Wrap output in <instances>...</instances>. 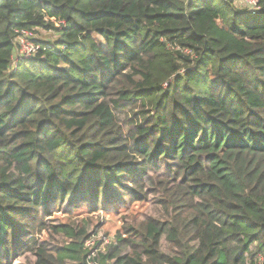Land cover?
<instances>
[{
    "label": "trees",
    "instance_id": "16d2710c",
    "mask_svg": "<svg viewBox=\"0 0 264 264\" xmlns=\"http://www.w3.org/2000/svg\"><path fill=\"white\" fill-rule=\"evenodd\" d=\"M35 27L58 37L20 56L17 30ZM152 193L157 213L105 248L49 222ZM20 249L29 264H264V0H0V264Z\"/></svg>",
    "mask_w": 264,
    "mask_h": 264
},
{
    "label": "rangeland",
    "instance_id": "374dc122",
    "mask_svg": "<svg viewBox=\"0 0 264 264\" xmlns=\"http://www.w3.org/2000/svg\"><path fill=\"white\" fill-rule=\"evenodd\" d=\"M236 6L240 8H251L248 0H232ZM252 9V8H251ZM36 30V31H35ZM33 31V37L36 41L42 42L47 39L55 40L58 34L55 31L47 30L42 27H35ZM40 44V43H37ZM158 194H149L148 199L144 201H132L129 197L125 198V205L118 208V210H104L102 208L96 211L89 212V210H75L73 212H67L64 210L53 213L49 222L51 224H64L65 222L72 221L71 223L80 224L82 226L89 225L92 237L86 241V245L94 247L97 243L102 248L110 244L113 241L117 232L125 231V223L133 220H141L142 218H148L157 213L158 204L156 200L159 199ZM91 235V234H90ZM54 235L52 234V237ZM36 237L41 240L49 239L50 233L47 231L38 232ZM64 237L54 236V242H58ZM166 245V244H165ZM95 255V254H93ZM33 256L30 252H26L24 249L17 250L15 256L12 258L13 264H29L33 260Z\"/></svg>",
    "mask_w": 264,
    "mask_h": 264
},
{
    "label": "built area",
    "instance_id": "2783aa9c",
    "mask_svg": "<svg viewBox=\"0 0 264 264\" xmlns=\"http://www.w3.org/2000/svg\"><path fill=\"white\" fill-rule=\"evenodd\" d=\"M248 2L252 9L258 7L259 0H248ZM17 33L19 55L23 57L32 56L40 46V44L36 43V40L33 37V31L29 29H21L17 30Z\"/></svg>",
    "mask_w": 264,
    "mask_h": 264
}]
</instances>
